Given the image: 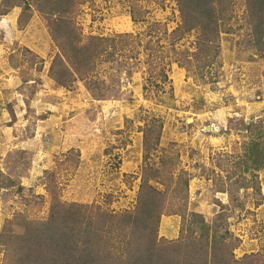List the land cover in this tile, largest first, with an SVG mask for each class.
<instances>
[{
    "label": "rangeland",
    "instance_id": "obj_1",
    "mask_svg": "<svg viewBox=\"0 0 264 264\" xmlns=\"http://www.w3.org/2000/svg\"><path fill=\"white\" fill-rule=\"evenodd\" d=\"M18 2L0 0V233L19 215L48 220L56 200L93 216L133 211L152 167L164 171L152 183L173 213L161 217L159 238L199 227L197 213L240 240L236 257L264 262V169L246 170L248 144L264 135V48L252 45L243 0L221 22L216 61L197 76L195 65L174 62L195 47L194 33L171 36L177 0H86L72 15L82 41L108 37L118 46L88 76L110 87L102 98L81 79L64 87L52 78L60 49L49 20L32 5L21 22ZM160 126L146 152V129ZM9 260L0 245V264Z\"/></svg>",
    "mask_w": 264,
    "mask_h": 264
},
{
    "label": "trees",
    "instance_id": "obj_2",
    "mask_svg": "<svg viewBox=\"0 0 264 264\" xmlns=\"http://www.w3.org/2000/svg\"><path fill=\"white\" fill-rule=\"evenodd\" d=\"M233 1L177 0L180 24L171 33L174 43L195 34L194 51L184 50L174 61L179 67L191 70L195 65L197 76L212 66L219 53L221 22L232 19L229 11ZM85 2L20 0L13 7H22L21 22L28 21L32 5L47 16L53 39L60 49V55L52 63V78L64 87L81 79L88 83L97 98H102L110 87L105 81H92L88 76L95 70V61L104 56L109 60L118 51V46L115 38L108 37L91 36L82 41L72 15ZM243 2L245 18L252 28V45L264 48V0ZM9 6L10 3H5V7ZM162 75V82H167L166 74L162 72ZM161 129V126L158 131L146 129V152L153 143L156 147ZM263 136L261 131L258 132L256 139L248 144L246 156L250 164L246 170L264 169ZM144 171L133 211L116 215L102 212L93 216L84 205L56 200L46 221L27 220L23 215L8 221L0 233V245L7 247L11 259L7 264H264L259 254L236 257L240 240L227 226L210 225L197 213L194 216L201 224L199 227H188L185 234L174 241L159 238L161 217L173 214L167 212L165 191L152 183L159 180L164 171L152 167H145ZM180 185L181 190L187 189L188 180ZM14 226L21 230L13 231Z\"/></svg>",
    "mask_w": 264,
    "mask_h": 264
}]
</instances>
